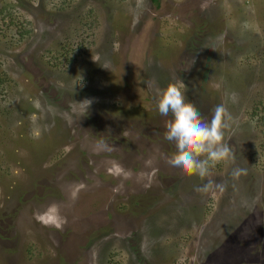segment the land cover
<instances>
[{
  "label": "rangeland",
  "instance_id": "1",
  "mask_svg": "<svg viewBox=\"0 0 264 264\" xmlns=\"http://www.w3.org/2000/svg\"><path fill=\"white\" fill-rule=\"evenodd\" d=\"M170 82L235 118L223 192L168 163ZM262 117L264 0H0V264H264Z\"/></svg>",
  "mask_w": 264,
  "mask_h": 264
},
{
  "label": "clouds",
  "instance_id": "2",
  "mask_svg": "<svg viewBox=\"0 0 264 264\" xmlns=\"http://www.w3.org/2000/svg\"><path fill=\"white\" fill-rule=\"evenodd\" d=\"M143 5L144 0H139V6ZM227 95L233 103L236 102V93ZM83 102H87V107L91 103L90 100ZM155 107L162 117H169L165 121L164 138L176 149L168 161L170 166L186 176L205 181L199 189L203 193L213 189L225 191L227 185L211 177L212 169L218 164H235V155L225 143V133L233 127L235 118L226 104H218L211 118L207 119L197 105L188 100L181 85L170 82L157 89ZM245 174V169L233 167L230 177L236 181Z\"/></svg>",
  "mask_w": 264,
  "mask_h": 264
},
{
  "label": "trees",
  "instance_id": "3",
  "mask_svg": "<svg viewBox=\"0 0 264 264\" xmlns=\"http://www.w3.org/2000/svg\"><path fill=\"white\" fill-rule=\"evenodd\" d=\"M151 2H152V3H155V2H157V0H151ZM262 118H264V117H262Z\"/></svg>",
  "mask_w": 264,
  "mask_h": 264
}]
</instances>
